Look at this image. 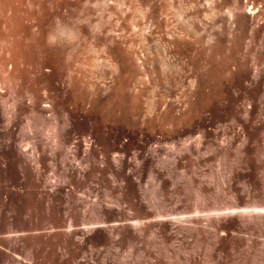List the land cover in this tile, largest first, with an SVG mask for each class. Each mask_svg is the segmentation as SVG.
Masks as SVG:
<instances>
[{"label": "rangeland", "instance_id": "374dc122", "mask_svg": "<svg viewBox=\"0 0 264 264\" xmlns=\"http://www.w3.org/2000/svg\"><path fill=\"white\" fill-rule=\"evenodd\" d=\"M53 1L54 8L48 0H0V58L30 64L29 74L20 71L27 78L18 71L14 82H29L42 96L52 63L65 65L67 77L85 79L92 73L99 84L107 71H114L117 82L108 91L112 97L107 92L99 113L111 121L136 105L143 115L130 120H153L167 134H187V153L183 138L179 144L176 140L183 151L177 149L181 157L176 154L175 170L187 174V186L181 180L177 186L182 191L187 187V208L219 209L218 263L264 264V0H240L238 16L234 0ZM251 3L257 9L248 15ZM181 17L199 32L184 38L178 28ZM63 26L67 34L59 32ZM140 34L153 44L171 46L170 62L181 71L178 79L154 73ZM9 64L7 72L12 71ZM41 100L37 109H43ZM29 102L25 100L26 107ZM152 106L155 115L149 114ZM168 144L162 146L167 147L161 155L165 160H171ZM208 246L204 258L214 264ZM188 251L192 257L194 250Z\"/></svg>", "mask_w": 264, "mask_h": 264}, {"label": "bare ground", "instance_id": "6f19581e", "mask_svg": "<svg viewBox=\"0 0 264 264\" xmlns=\"http://www.w3.org/2000/svg\"><path fill=\"white\" fill-rule=\"evenodd\" d=\"M234 1L238 16L241 1ZM256 9L251 3L246 13ZM183 11L178 7L179 15ZM178 28L184 38L199 32L185 17ZM59 32L69 31L63 26ZM139 44L154 73L179 78L170 45L153 44L144 34ZM8 60L0 58V264H208L209 240L210 261L219 264V209L187 208V187L184 193L177 186L180 180L187 186V174L175 171L177 149L187 153V134H167L153 120H130L143 115L136 105L105 119L98 106L117 82L114 71L99 84L92 73L67 77L65 65L52 63L41 96L31 83L14 82L30 64ZM39 99L43 109H37ZM155 113L152 106L149 114ZM181 138L184 147H176ZM163 144L170 145L172 165L162 157ZM163 163L176 168L166 171Z\"/></svg>", "mask_w": 264, "mask_h": 264}]
</instances>
